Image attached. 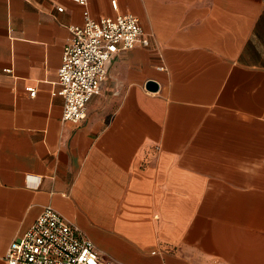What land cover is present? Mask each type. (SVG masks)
<instances>
[{"label":"crops","instance_id":"0c3cea01","mask_svg":"<svg viewBox=\"0 0 264 264\" xmlns=\"http://www.w3.org/2000/svg\"><path fill=\"white\" fill-rule=\"evenodd\" d=\"M111 1L0 0V264L48 205L117 264H264V0ZM117 13L150 44L64 121L71 28Z\"/></svg>","mask_w":264,"mask_h":264},{"label":"built area","instance_id":"2783aa9c","mask_svg":"<svg viewBox=\"0 0 264 264\" xmlns=\"http://www.w3.org/2000/svg\"><path fill=\"white\" fill-rule=\"evenodd\" d=\"M70 1L85 5L87 0ZM111 6L118 11L117 0H112ZM138 44L149 46L150 40L139 18L132 14L117 13L100 20L86 17L84 25L71 28L58 78L64 121L79 123L86 118L89 102L100 94L107 78L111 57ZM4 71L12 73L11 69ZM26 90L35 96L34 87ZM5 261L6 264H117L102 257L76 225L49 205L11 242Z\"/></svg>","mask_w":264,"mask_h":264},{"label":"water","instance_id":"95a60500","mask_svg":"<svg viewBox=\"0 0 264 264\" xmlns=\"http://www.w3.org/2000/svg\"><path fill=\"white\" fill-rule=\"evenodd\" d=\"M146 88L149 90H157L158 89V84L154 81H149L146 85Z\"/></svg>","mask_w":264,"mask_h":264}]
</instances>
